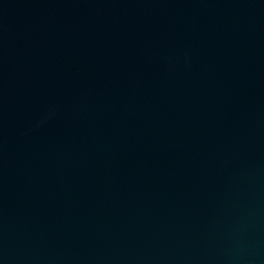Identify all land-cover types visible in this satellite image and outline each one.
<instances>
[{"label": "water", "instance_id": "water-1", "mask_svg": "<svg viewBox=\"0 0 264 264\" xmlns=\"http://www.w3.org/2000/svg\"><path fill=\"white\" fill-rule=\"evenodd\" d=\"M0 264H264V0H0Z\"/></svg>", "mask_w": 264, "mask_h": 264}]
</instances>
